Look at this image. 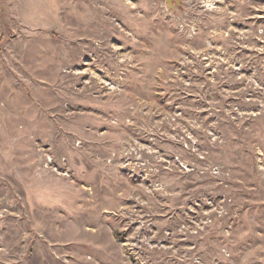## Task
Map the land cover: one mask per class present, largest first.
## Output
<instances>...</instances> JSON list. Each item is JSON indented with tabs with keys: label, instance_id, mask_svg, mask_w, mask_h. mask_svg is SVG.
I'll return each mask as SVG.
<instances>
[{
	"label": "rangeland",
	"instance_id": "rangeland-1",
	"mask_svg": "<svg viewBox=\"0 0 264 264\" xmlns=\"http://www.w3.org/2000/svg\"><path fill=\"white\" fill-rule=\"evenodd\" d=\"M0 0V264H264V0Z\"/></svg>",
	"mask_w": 264,
	"mask_h": 264
},
{
	"label": "water",
	"instance_id": "water-1",
	"mask_svg": "<svg viewBox=\"0 0 264 264\" xmlns=\"http://www.w3.org/2000/svg\"><path fill=\"white\" fill-rule=\"evenodd\" d=\"M167 1V0H166ZM176 3H178L177 0H174ZM168 5H171V0H169V3H167Z\"/></svg>",
	"mask_w": 264,
	"mask_h": 264
},
{
	"label": "bare ground",
	"instance_id": "bare-ground-1",
	"mask_svg": "<svg viewBox=\"0 0 264 264\" xmlns=\"http://www.w3.org/2000/svg\"><path fill=\"white\" fill-rule=\"evenodd\" d=\"M167 3H169V0H167Z\"/></svg>",
	"mask_w": 264,
	"mask_h": 264
}]
</instances>
